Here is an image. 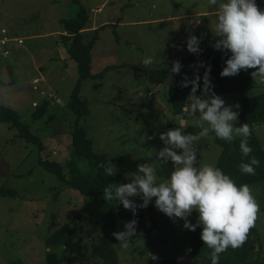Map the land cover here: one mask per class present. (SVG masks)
<instances>
[{
	"label": "rangeland",
	"instance_id": "374dc122",
	"mask_svg": "<svg viewBox=\"0 0 264 264\" xmlns=\"http://www.w3.org/2000/svg\"><path fill=\"white\" fill-rule=\"evenodd\" d=\"M81 8L89 14L84 41L97 35L91 72L100 77L81 83L89 114L79 124L92 140L94 153L107 156L118 169L116 175L122 173L118 183H129L130 174L144 163L153 166L158 183L164 182L169 178L162 173V161L151 152L164 147L160 134L171 124L180 125L185 134L197 135L202 129L195 123L199 113L177 115L172 109L168 91L177 75L158 85L149 80V73L166 70L170 76L173 61L183 65L181 72L201 73L212 58L222 56L224 52L213 47L218 39L213 37L215 6L209 0H0V34L5 29L0 38L23 40L18 47L9 43L7 56L0 51V105L19 113L22 122L45 142L44 157L58 162L68 179L75 166L83 173L93 169L92 161L73 159L71 154L76 114L69 102L78 81V64L69 54L61 59L58 52L62 47L58 44L65 40L60 35L64 21L75 18ZM191 35L201 40L200 55L187 51ZM149 57L155 62L145 67L143 61ZM262 92L264 84L256 81L252 89L220 96L226 104L240 107L244 98ZM45 101L49 102L45 116L33 120V112ZM241 124L238 120L235 126ZM254 131L264 148V125H256ZM17 133L0 123V188L17 192V197L0 195V264H47L46 239L64 225L79 228L76 240L81 238L83 243L73 255L63 256L64 248H59L63 264L69 258L72 264H95L89 253L100 232L95 221L108 217L109 211L90 205L87 197L39 166L38 147ZM215 139L210 132L194 143L198 166H216L222 148ZM249 186L260 207L254 228L261 241L255 244L251 259L264 263V182ZM132 199L137 205L143 202L140 197ZM120 211L132 213L122 204ZM143 211L135 219L136 235L129 246L115 245L119 264L207 263L210 248L200 239L201 227L190 231L183 227V220L169 219L157 210L155 198ZM188 219L196 224L198 214L193 212ZM131 220L125 218L120 232ZM152 255L157 259H151Z\"/></svg>",
	"mask_w": 264,
	"mask_h": 264
},
{
	"label": "clouds",
	"instance_id": "9594fccd",
	"mask_svg": "<svg viewBox=\"0 0 264 264\" xmlns=\"http://www.w3.org/2000/svg\"><path fill=\"white\" fill-rule=\"evenodd\" d=\"M215 6L213 45L215 50L223 51L230 56L225 61L221 77H235L241 71H251L253 81L264 84V10L256 0H209ZM201 40L195 35L187 39V51L200 55ZM155 61L152 57L143 61L145 67ZM201 62L199 67H203ZM183 65L173 61L170 70L172 75H179ZM210 66L203 76V88H200V76L189 79L184 76L181 87H191L187 97L188 110L192 114L199 113L196 125L202 130L197 134H185L180 128L170 129L160 134L164 147L158 152L154 150L157 160L166 164L171 161L174 170L170 178L157 182L155 169L150 163L138 165L136 173L130 174L133 179L129 183H109L103 189L105 202L118 201L125 210L136 215V209L147 208L155 198L157 210L172 220H183L185 229L195 231L201 227L200 239L212 249V264H218L219 254L229 247L236 249L247 240L250 230L260 210L252 188L244 184L237 187L235 182L217 167L211 165L198 166L197 152L193 145L210 132L228 143L236 137H242L239 148L244 157H250L252 148L248 144L251 129L247 123L239 127L235 125L239 118V105L226 104L225 100L215 94L210 81ZM201 95H196L197 91ZM236 110H233V109ZM177 119H180L178 116ZM207 125V126H205ZM260 161L251 156L248 163H241L240 170L248 175L255 174ZM98 167L108 177L115 176L118 169L111 163L101 162ZM140 197L143 201L137 205L132 198ZM193 212L198 214L196 224L189 221ZM135 219L124 224V231L112 233L120 246L127 248L131 238L136 235ZM151 259L157 257L152 255Z\"/></svg>",
	"mask_w": 264,
	"mask_h": 264
},
{
	"label": "trees",
	"instance_id": "16d2710c",
	"mask_svg": "<svg viewBox=\"0 0 264 264\" xmlns=\"http://www.w3.org/2000/svg\"><path fill=\"white\" fill-rule=\"evenodd\" d=\"M258 6L261 10H264V0H258ZM63 24L65 31L72 34V36L66 37L69 41L67 51L71 58L77 62L79 75L69 102V108L76 114V122L71 134V154L73 159L78 156L92 161L93 169L91 168V172L83 173L75 166L70 175V179H68L63 172L62 166L58 162L49 160L47 156V158L44 157V155L47 154L45 142L31 132L29 126L22 122L17 111L10 107L0 105V123H6L10 129H16L18 132L16 135L19 138L25 140L27 144H33L38 147L39 166L56 175L61 181L65 182L68 187L87 197L90 205L109 211L108 217L95 221L100 232L96 235L95 242L89 253L96 259L95 264H119L117 250L115 248L118 242L113 237L112 233L120 232L121 225L125 218H141L144 215V211L143 208H139L135 216L133 213L126 214L120 211L121 204H118V201L113 200L105 202L103 199L104 187L109 183H118L122 178V173L112 177L105 175L104 170L99 168L98 164L101 162L107 163L109 161L108 157L105 155H96L94 153L92 140L88 137L86 130L79 124V122L89 114L88 102L81 97V83L87 78L96 79L100 77V75H94L91 72V52L97 40V35H94L88 42L84 41V35L86 34L84 30L87 29V25L89 24V14L85 8H81L75 18L65 20ZM93 32H97V30ZM229 56L230 53L225 54L224 52L221 57L212 58L209 64L211 69L209 76L211 84L213 85L212 90L219 96L228 93L242 92L247 89H252L256 85V81H253L250 74L253 70L247 72L241 71L240 74L235 77L220 76L221 71L226 66L225 61ZM206 69L201 73L191 70L183 71L173 80L169 87L168 94L175 114L185 115L190 113L188 110L189 102L186 100L191 91V87H181L182 78L187 76L189 79H192L195 75H199L201 78L200 88L202 89L203 76ZM149 74V80L158 85L165 83L169 77V73L166 70L152 71ZM196 95H201V92L198 90ZM48 106L49 102L45 101L41 106L37 107L32 114L33 120L39 121L42 119L46 114ZM233 110L236 109L234 108ZM51 117L52 116H50V118ZM238 120L243 124L247 123L251 129V136L248 139V144L252 148L251 156H254L260 161L259 167L255 168L254 175L241 172L239 167L240 164L248 163L251 158V156L244 157L240 151L239 145L242 137H236L232 143H228L216 137L215 142L222 150L215 167L221 169L225 175H228L235 182L237 187L244 184L252 185L262 183L264 182V148L254 128L256 125H264V92L243 99L239 107ZM174 128H180L182 130V127L177 124H171L168 130ZM41 155L44 158H42ZM173 170L174 168L171 161L167 164L162 161V173L165 178H170ZM0 195L17 197V192L3 187L0 188ZM80 218L81 220L86 219ZM78 233L79 228H70L67 225L53 232L46 239V246L49 249L46 254V263L63 264L62 257L58 253L61 247L64 248L63 256L64 254L66 255V253L70 255L78 253L83 243L81 238L76 240ZM260 242L258 232L253 227L250 230L246 242L241 247L236 249L229 247L226 251L219 254L218 264H264L257 258L255 260L251 259V256L254 254L253 250L255 249V244ZM211 253L212 249H210L209 259L206 264H212ZM70 260L71 258L68 259V264H72ZM11 264L25 263L15 261Z\"/></svg>",
	"mask_w": 264,
	"mask_h": 264
},
{
	"label": "crops",
	"instance_id": "0c3cea01",
	"mask_svg": "<svg viewBox=\"0 0 264 264\" xmlns=\"http://www.w3.org/2000/svg\"><path fill=\"white\" fill-rule=\"evenodd\" d=\"M107 24H109V23H107ZM104 25V24H103ZM103 25H101V26H103ZM118 25H120V24H118ZM100 26V27H101ZM95 29H97V27L96 28H94V29H91V30H95ZM87 30V29H86ZM86 30H84V32L86 31ZM2 31H5V29H2L1 30V33H2ZM56 33H59V32H56ZM60 35L62 36V37H64L65 38V40L63 41V44H58V47L59 46H62V47H60V48H58L59 50H58V52H59V57L61 58V59H66L67 57H69V55H68V51H67V45H68V40H67V38L66 37H70L71 35L68 33V32H66L65 30L63 31V32H60ZM1 36V35H0ZM13 39H18V38H13ZM62 54V55H61ZM11 64V63H10Z\"/></svg>",
	"mask_w": 264,
	"mask_h": 264
},
{
	"label": "built area",
	"instance_id": "2783aa9c",
	"mask_svg": "<svg viewBox=\"0 0 264 264\" xmlns=\"http://www.w3.org/2000/svg\"><path fill=\"white\" fill-rule=\"evenodd\" d=\"M99 11H102V9L99 10ZM4 32H5V31H2V34H5ZM22 41H23L22 39H9V38L6 37L5 35H3V36L0 38V51H1V49H3L2 55L7 56V55L10 54L9 49L7 48V45H8L9 43L13 42V43L15 44L14 46H15V47H18V45L21 44Z\"/></svg>",
	"mask_w": 264,
	"mask_h": 264
}]
</instances>
